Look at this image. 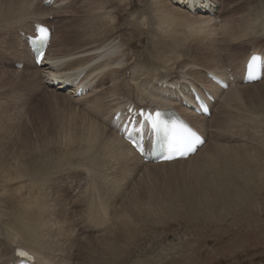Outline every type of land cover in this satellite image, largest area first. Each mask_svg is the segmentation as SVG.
<instances>
[{
  "label": "rangeland",
  "instance_id": "rangeland-1",
  "mask_svg": "<svg viewBox=\"0 0 264 264\" xmlns=\"http://www.w3.org/2000/svg\"><path fill=\"white\" fill-rule=\"evenodd\" d=\"M41 1L32 0L28 2H33V4L30 6L27 3L23 7L26 9L28 6L27 14H21L20 18H18L19 14H17V18L14 16L17 22L14 23L15 25H12L15 22L13 17L8 20V22L11 21V23L9 22L11 26H9L10 24L5 25V23L4 25H2L3 23L0 24V138L2 139L0 142V157L8 151H13L12 144L14 145L16 141H19L21 134L28 131L29 134H34L32 125L41 120L43 121L44 118L40 120L43 114L59 110L56 109V106L53 107L54 99L65 105L66 109L64 108V111L67 113L71 112L77 117L81 114L82 117L84 115L89 118L91 117L92 108H88V106H91L97 99V94L94 98L92 96L88 98V91L84 94L85 96L75 98L69 94V90L58 91L46 86L43 72L47 71L43 70L44 67L42 66L41 68L33 66L26 51V46L20 39V34L31 32L29 35H33V22L38 20L32 22L33 19H30L28 14L50 12V7L46 6L45 8V5H41ZM164 1H166V7L172 12H164L161 7H157L154 0H56L55 8H57V12L56 10H52L53 13L50 12L52 15L49 21H40L48 24V26L50 25L53 30L50 55H64L68 50H75L74 45L70 43L63 52H60L58 49L60 45L58 46L55 43L63 40L69 41L68 39L71 38L75 39V33L81 30L79 26L86 24L89 15L97 19L94 24L89 23L91 28L93 27L92 37L95 36L100 42L106 39L108 42L113 39L115 43L124 41V47L121 50L125 54L126 61L121 66L122 71L119 77V81L123 85L131 83V80L138 76L141 79H144L145 76L152 79L156 76L159 77L161 74L164 76L170 75V78L177 80L181 79L180 77L185 72L191 78H196V73L203 77V71L209 67H222L223 71H227L225 74L231 70L239 73L237 69L240 65V57L244 59L256 42L259 44L258 47L260 46L264 50V0H203L202 9L208 10L209 5L215 8V12L209 18L213 20V24H216L211 28L212 31L215 29V33L213 32L215 36L205 28L192 25L199 30L198 33L196 28L193 30L194 28L189 26L190 24H185L181 20V12L190 14V18H206L207 11H201L198 4L199 9H197V12L192 13L182 8V5L185 4L177 3L174 0ZM95 5L99 10L95 9ZM155 7H157V10ZM6 8L9 10L8 5ZM7 9L5 10L6 14L12 16L11 8L9 11ZM97 11L100 12L95 13ZM102 11L109 14L105 16ZM92 13L94 14L92 15ZM95 14L100 15L97 17ZM155 14H158L157 18H155ZM164 14L171 18L169 19L170 22H165L166 24L169 23L167 25L161 19ZM28 20L29 24L27 23ZM143 21L144 23H142ZM25 23L28 25L21 28ZM102 24L103 28L101 27ZM235 24L241 26L236 32L237 35L230 32L231 26ZM5 26L7 27L4 28ZM27 26L30 29L26 30ZM174 30H177V32H174ZM70 31L73 32L75 37ZM192 33L194 35L196 33V35L194 36ZM244 34L243 37L248 40L243 39L242 35ZM227 35L233 40L226 41ZM175 36H177V39ZM189 43L191 44L188 45ZM181 44H185L184 47ZM233 45L234 47H232ZM89 47L91 46H86V48ZM196 49L200 51L196 52ZM193 51L197 55H194ZM177 52L180 53L177 54ZM169 54L172 55L169 56ZM183 54L187 56L192 54L193 57L191 55L187 57ZM81 57L82 54H79L74 58L80 59ZM85 59L95 60L92 58ZM232 59L233 61H231ZM95 61L99 62L98 60ZM16 62L22 64V67L15 68L14 64ZM193 62L195 65H193ZM179 67H182L183 70L184 67L188 69L182 71ZM189 67L195 69L194 71L193 68L191 69L193 74L189 71ZM142 73L145 75H142ZM105 75H107L106 72H103L100 75L102 81L98 79L93 85L100 88V91H98L100 92L98 93L99 96L108 94L111 89L110 81L114 75L112 74L111 77H105ZM169 77L167 78L170 84L172 82H170ZM158 82L159 80H156L153 83L157 85ZM243 90L239 93L240 98L237 97L229 104L231 109L229 110L230 119L227 117L226 120H223V116H219L224 111L219 100V103H216L212 109L213 117L207 118V121L203 123L199 121L207 133V143L197 152L199 157L197 156V159L189 163L153 168L151 165L160 164L144 163L145 165H141L139 164L140 161H136V164H134L135 162L131 163V168L125 170V167H122L121 170L119 163L117 161H115L117 164L114 163L113 159L110 158L111 149L106 147L108 149L106 151V148H101V146L88 148L90 151L88 154L87 146L84 144V146L80 145V149L77 148V151H80V154H78L75 151V145L66 143L67 140H64L63 136L60 135L59 139L55 140V144L48 147L44 145L42 147L43 151L38 153L36 157L23 162L19 161L18 166L21 165V171L16 168L14 161L13 163L10 161L9 164L12 163L10 170L16 169L18 174L8 176V179H0V245L3 243L1 246L4 245L3 247L6 248L8 246L10 248L12 246L16 247L19 245V239L22 238L23 234L24 239H29L26 233L36 230L40 233L34 241L40 240L39 245H42L40 249L43 252L48 248V255H45L54 264H85L86 258L93 257L94 254H102L107 245L118 239V235L113 233L118 232V222L116 220L120 210L124 208V203L127 202L129 205L138 204L139 200L142 203V205L138 204L142 214L139 215L137 209L132 207V219L134 221L138 219L137 222L135 221L136 223L134 222L135 236H132L131 239L120 238L119 242L123 243H120V248L123 247L121 248L122 252L120 251L117 256L112 258L109 254L104 253L102 264H264V160L259 164H249V161L244 160L245 178L227 180L228 183L225 186L223 195L216 191L215 184H210L208 188L203 187L204 184L210 183L212 176L220 172L216 160L229 155L211 147V144L218 143L221 146H226V148L250 146L249 149H256L258 152L264 153V80L259 86L256 85ZM117 95L124 96V91L120 89L117 91ZM108 99L110 100V96ZM107 100L104 99L102 104H107ZM120 101H122V98ZM251 104L253 107H251ZM249 108L252 110H249ZM227 109H229V106H227ZM108 118L110 119L111 115H108ZM71 119L72 117L70 121ZM255 121H259L261 125ZM113 126L115 127L114 124ZM53 131L58 132L59 130L56 131L55 129ZM6 136L10 139V143L5 140ZM34 138L38 141L34 145L38 146L37 149H40L43 144L41 145L39 139H36L37 137L34 136ZM252 149L248 151L249 155L247 157L261 155L252 152ZM74 151L75 155L77 153L75 158L79 157L74 159L77 162L68 165L60 163V159ZM236 154L235 152V156ZM106 155L109 157L107 156L108 158L105 159ZM209 155L212 158L210 162L206 159ZM80 156L85 158H80ZM90 160L94 161V165ZM26 163H29V167L26 166ZM41 164L51 165L54 169H47L38 175ZM0 171L3 173L8 169L0 166ZM85 190L88 192H85ZM88 199L93 201H90L91 205ZM34 200L49 205V208L45 206L47 208L46 214L49 211L52 215L42 217L41 208L37 207L38 205ZM83 200L87 203H83ZM196 200L198 202L194 203ZM92 205L104 210L106 224L99 226L92 218L89 219L88 213ZM54 207L55 211H53ZM127 214L128 212L125 213V215ZM22 218L24 219L22 220ZM25 223L28 227L24 225ZM60 229H63V231ZM13 235H15V238H12ZM50 244L59 247V249L66 248V251L57 252L55 251L57 248L53 250L49 247ZM50 249L53 251H50ZM11 256L12 253L8 249L2 255L7 261Z\"/></svg>",
  "mask_w": 264,
  "mask_h": 264
},
{
  "label": "bare ground",
  "instance_id": "bare-ground-1",
  "mask_svg": "<svg viewBox=\"0 0 264 264\" xmlns=\"http://www.w3.org/2000/svg\"><path fill=\"white\" fill-rule=\"evenodd\" d=\"M32 0H0V24L4 25H8L11 23V21L8 22L9 19H11L10 17H13L15 16V18H17V14H19L18 18H20L21 14L25 15L27 14V10H28V6L26 9H24L23 7L28 3V2H31ZM45 0H42L41 2V5L43 6L45 3H44ZM96 1V0H95ZM176 1L177 3H182V4H185L184 3V0H174ZM38 2V1H37ZM87 2V1H86ZM90 2V1H89ZM154 2L157 3V7H161V9L164 11V12H172L170 11L169 8L166 7V1L164 0H154ZM190 3H193L192 0L189 1ZM84 3V2H83ZM30 6L33 4L32 3H28ZM88 4V2H87ZM99 4V3H98ZM107 4V3H106ZM8 5V8L10 10H12L11 15L9 14H6L5 10L7 9ZM40 5V6H41ZM108 5V4H107ZM147 5V4H146ZM192 6L190 7H193V4H191ZM198 5L200 6V10L201 11H207V15H206V18H203V19H197V18H190V14H184L181 12V20H183L186 23L190 24L189 26H192V25H198L199 27L201 28H205L207 30H209L208 32L210 33L211 31V34L214 32V30L212 31L211 28L212 26L216 25V24H213V20L209 19L210 18V15H212L215 11H214V7L209 5V9L208 10H205V9H202L203 8V4L202 3H198ZM19 6V7H17ZM56 6V2H54V4L50 7L51 10H49L50 12L53 13V11L56 10L57 12V8H55ZM73 6V5H72ZM104 6V5H103ZM102 6V7H103ZM87 7V6H86ZM96 7V5H95ZM157 7L156 10H157ZM37 8V7H36ZM43 8V7H42ZM45 8H46V5H45ZM44 8V9H45ZM88 8V7H87ZM107 8V7H106ZM38 9V8H37ZM78 9V8H77ZM90 9V8H89ZM95 9H98L97 7ZM104 9V8H103ZM114 9V8H113ZM149 9V8H148ZM161 9H159L161 11ZM8 10V9H7ZM8 10V11H9ZM53 10V11H52ZM79 10V9H78ZM99 10V9H98ZM112 10V9H111ZM155 10V9H154ZM7 11V13H8ZM91 11V10H89ZM93 11V10H92ZM91 11V12H92ZM107 11V10H106ZM186 11L189 12L188 8H186ZM46 13L43 12L41 14L39 13H30L28 14V16L30 15V19H33L32 22L34 20H38V21H34L33 22V26H32V30L34 31V25H45L47 26L46 23H43V22H40V21H46L50 19V16L52 15V13ZM64 12V10H63ZM90 12V13H91ZM100 11H97L95 13H98ZM149 12V10H148ZM197 12V9L195 8V11L193 13ZM4 13V14H3ZM25 13V14H24ZM86 13V12H85ZM102 13L106 16L108 15L109 13H105L102 11ZM163 13V12H162ZM180 13V12H179ZM64 14V13H63ZM94 13H92L93 15ZM159 14H161L159 12ZM169 14V13H168ZM241 14V13H240ZM55 15V14H54ZM72 15V14H71ZM97 16V14H95ZM100 14H98L99 16ZM156 15V14H155ZM155 15H153V17H155ZM158 15V14H157ZM157 15L155 18H157ZM174 15V14H173ZM172 15V16H173ZM87 16V15H86ZM97 16V17H98ZM169 16V15H168ZM152 17V18H153ZM160 17V15H159ZM171 17V16H170ZM14 18V19H15ZM53 18V17H52ZM13 19V20H14ZM151 19V18H150ZM161 19L162 21L165 22H170L169 19L171 18H168L167 17V14H164L161 16ZM179 19V18H178ZM26 20V19H25ZM88 21L85 22L86 24L84 26H79V28H81L80 32H76L75 33V36L76 38L75 39H68L69 41L67 40H63L62 42H56L55 44H57L59 46V51L60 52H63L67 46L71 43V45H74L75 47V50L74 51H67L64 55L63 54H57L55 56L53 55H50L51 54V44L53 43V34L51 36V40H50V46L48 48V52L45 54V58L44 60L42 61V67H44L43 70H46L47 72H43L44 73V78H45V83H46V86L47 85H51L53 86L52 83L56 82V89L59 91V90H69V94L71 96H73L74 94L77 93L78 89L82 88L84 91H88V98L89 96H92V98L95 97V95L97 94V99L96 101L91 105V106H88V108H92L91 109V117H86L83 115V117L81 116V114L77 117L76 115H73L71 112H66L64 111V108L66 109L65 105L63 103H61L60 101L57 102L56 99L53 100L54 104H53V107L56 106V109H59L55 112H51V113H45L43 114L41 117H40V120L41 118L43 119V121H39L38 123L32 125V132L34 134H29L28 132H26L25 134H21L20 138H19V141H16L15 144L13 145L12 144V150L13 151H8L7 153H5L2 157H0V166H3L5 168L8 169V171H4L3 173H1L0 171V179L1 178H6L8 179V176H16V174H18L16 172V169H13V170H10L11 169V164L13 163V161L15 162V165H16V168L21 171V165L18 166V162L20 161H26V160H29V159H32L34 157H36L38 155V153H41L43 150V146L45 145L46 147L50 146L51 144H55V140H58L59 139V135L64 139V140H67L66 143H69V144H74L75 145V148L77 151V148L80 149V145H83L86 144L87 146V149L88 150V154H89V149L91 148H94V147H98V146H101V148H108V149H111L110 151V158L111 160L113 159V162L116 163L115 161H117L120 165V168L122 170V167H125V170L126 169H129L131 168L132 164H136V161H140L141 165H145L142 163V161L138 158V156L130 149V147L122 140V138L118 135V130L113 126V123L111 122V119H107V116L108 115H112L118 111V109H120L121 107H124L126 105H134V107H143V108H151V109H157V108H161V109H168V108H174L176 109L186 120L187 122L193 127L195 128L199 133L202 134V136L205 138V143H207V133L206 131L203 129L202 127V123L203 122H206V118H203V117H196L192 114V112L185 108L182 104V101L184 100L185 102H189V97L187 96V90H188V87L187 85H192L194 86L195 88H198V89H204L205 91H208V92H211L212 95L214 96L215 98V103L211 106V109L214 108V105L216 103H219V100H220V104H221V108H223V112L219 115V116H223V120H226L227 117L230 119L229 115H230V103L232 101H234L235 99H237V97H239V93L240 91H244L243 89H249L250 87H254L256 85L259 86V84H261V82H263V79H261L260 82H257L255 84H251V85H246V86H243L242 84V70H243V66L245 64V62L247 61V59L249 58L250 54L252 52H262L264 53V50H262L261 48L262 47H258V42H256L254 44V47L251 49V51L249 52L248 51V54L244 57V59H241L240 57V65H238V69L236 67L237 70H239V73H237L236 71H228L229 73H226L227 71H223L221 68H214V67H209L207 68V70L203 71V77L200 76L199 73H196L197 77L196 78H191V77H188L187 74L185 72H183V75L180 77L181 79H174V78H170L169 76H164V75H161L159 77H153L152 79H150V77L148 78L147 76H145L144 79H141L139 76L132 79L131 80V83H128V84H122L120 81H119V77H120V73L122 71V64L125 63L126 59H125V54L123 53V50L122 47H124V41L121 43V42H117L115 43V40H112L108 42L107 39L105 41H102L100 42L99 39H97L95 36L92 37L93 35V27L91 28V25L89 23H92L94 24V22L97 20L96 18L92 17L91 15H89V18L87 19ZM143 20V19H142ZM158 20V19H157ZM160 20V19H159ZM158 20V21H159ZM173 20V19H172ZM215 20V19H214ZM15 22H13L12 25H15L17 22H16V19L14 20ZM24 21V20H23ZM161 21V22H162ZM178 21V20H177ZM180 21V20H179ZM178 21V22H179ZM246 21V20H245ZM29 22V20L27 21V23ZM181 22V21H180ZM15 23V24H14ZM23 23V22H22ZM27 23H25V25H23L22 27L19 25V27L23 28L24 26L28 25ZM71 23V22H70ZM144 23V21L142 22ZM177 23V22H176ZM182 23V22H181ZM21 24V23H20ZM162 24V23H160ZM166 24V23H165ZM169 24V23H167ZM166 24V25H167ZM171 24V23H170ZM11 26V24L9 25ZM55 26V25H54ZM57 26V25H56ZM170 26V25H169ZM7 26H5L4 28H6ZM15 27V26H14ZM18 27V26H17ZM74 27V26H73ZM78 27V26H77ZM103 28V24L101 26ZM181 27V26H180ZM193 27V26H192ZM11 28V27H10ZM29 27L27 26L25 29L27 30ZM173 28H176V27H173ZM191 28V27H190ZM195 30L196 27H193ZM241 28V26H238V25H234V26H231L230 28V32L232 34H236L237 35V31ZM2 29V28H1ZM9 29V28H8ZM30 29V28H29ZM160 29V28H158ZM165 29V28H164ZM217 29V27H216ZM220 29V28H219ZM226 29V28H224ZM261 29V28H260ZM173 30V29H172ZM171 30V31H172ZM192 30V31H193ZM196 30H198L196 28ZM204 30V29H203ZM202 30V31H203ZM1 31V30H0ZM4 31V30H3ZM17 31V30H16ZM23 31V30H22ZM66 31V30H65ZM64 31V32H65ZM190 32V30H188ZM201 31V32H202ZM205 31V30H204ZM12 32V31H10ZM9 32V33H10ZM72 34L73 32L70 31ZM125 32V31H124ZM168 32V31H167ZM174 32H177V30ZM172 32V33H174ZM207 32V31H206ZM207 32V33H208ZM8 33V32H7ZM58 33V32H57ZM63 33V32H62ZM67 33V32H66ZM183 33V32H182ZM198 33H199V30H198ZM205 33V32H204ZM203 33V34H204ZM215 33V32H214ZM213 33V36H215ZM217 33V31H216ZM162 34V33H160ZM168 34H170L168 32ZM167 34V35H168ZM206 34V33H205ZM234 34V35H235ZM246 34V33H245ZM242 35L243 36H245ZM3 35V34H2ZM70 35V34H69ZM177 35V34H176ZM180 35V34H178ZM182 35V34H181ZM192 35H194L192 33ZM196 35V33H195ZM194 35V36H195ZM199 35V34H198ZM197 35V37H199ZM208 36V34H206ZM206 35H204L206 37ZM1 36V35H0ZM71 36V35H70ZM74 34H73V37H75ZM162 36V35H161ZM187 37V35H185ZM211 36V35H210ZM219 36V35H218ZM89 37L91 38L89 40ZM174 37V36H173ZM184 37V36H182ZM189 37V36H188ZM216 37H217V34H216ZM241 37V36H240ZM247 37V36H246ZM250 37V36H249ZM257 37V36H256ZM256 37H255V40H256ZM68 37L66 36V39ZM161 38V37H160ZM164 38V37H162ZM166 38V37H165ZM175 38L177 39V36H175ZM179 38V36H178ZM212 38V37H211ZM259 38V37H258ZM64 39V38H63ZM116 39V38H115ZM181 39V38H180ZM189 40L191 38H188ZM193 39V38H192ZM196 39V38H195ZM207 39V38H206ZM216 39V38H215ZM235 39V38H234ZM243 39L245 40H248L246 38L243 37ZM250 39V38H249ZM99 40V41H97ZM183 40V39H181ZM180 40V41H181ZM201 40V39H200ZM199 40V41H200ZM205 40V39H204ZM214 40V39H213ZM226 41L229 40V41H232L231 40V37L229 35H227ZM242 40V38H241ZM73 41V42H71ZM119 41H122V40H119ZM127 41V40H126ZM170 41V40H169ZM177 41V40H176ZM179 41V40H178ZM187 41V40H186ZM202 41V40H201ZM253 41H254V38H253ZM15 42V41H14ZM167 42V41H166ZM101 43V44H100ZM127 43L129 44V42L127 41ZM126 43V44H127ZM192 43H193V40H192ZM199 43V42H198ZM230 43V42H229ZM125 44V45H126ZM173 43L171 42V45ZM183 44V43H182ZM181 44V45H182ZM186 44V43H185ZM184 44V45H185ZM191 43H189L188 45H190ZM195 44V43H194ZM202 44V43H201ZM16 45V44H15ZM91 46L89 48H86V46ZM169 45V44H168ZM184 45H182V47H184ZM250 45V44H249ZM127 46V45H126ZM173 46V45H172ZM177 46V45H175ZM194 47V45H192ZM191 46V47H192ZM198 46V44H197ZM253 46V45H252ZM71 47V46H70ZM80 47V48H79ZM171 47V46H170ZM190 47V46H189ZM203 47V46H202ZM234 47V45L232 46ZM172 48H175V47H172ZM171 48V50H172ZM204 48V47H203ZM209 48V47H208ZM215 48V47H214ZM237 48H239L237 46ZM236 48V49H237ZM28 49V48H27ZM58 49H57V52H58ZM63 49V50H61ZM176 49V48H175ZM195 49V48H194ZM200 49V48H199ZM56 50V49H55ZM169 50V51H171ZM186 50V49H185ZM193 50V49H192ZM197 50V49H196ZM205 50V49H204ZM17 51V50H16ZM25 51V50H24ZM153 51V50H152ZM151 51V52H152ZM162 51V50H161ZM174 51V50H173ZM180 51V50H179ZM200 50H197L196 52H198ZM216 51V50H215ZM2 52V51H1ZM28 52V56L29 58L31 59V55L29 53V51L27 50ZM70 52V53H69ZM77 52V53H76ZM168 52V51H167ZM166 52V53H167ZM172 52V51H171ZM176 52V51H175ZM185 52V51H184ZM207 52V50H206ZM7 53V52H6ZM14 53V52H12ZM23 53V52H22ZM69 53V54H68ZM180 53V52H177V54ZM186 53V52H185ZM194 55L196 54L194 51H193ZM79 54H82V57L79 59V58H74L76 55H79ZM176 54V53H174ZM199 54V53H198ZM206 54V53H205ZM204 54V55H205ZM168 55V54H167ZM172 55V54H169V56ZM183 55H186V54H183ZM192 56V54H189ZM189 55L187 57H189ZM197 55V54H196ZM200 55V54H199ZM133 56V55H132ZM135 56V55H134ZM176 56V55H175ZM124 57V58H122ZM181 57V56H180ZM186 57V58H187ZM193 57V56H192ZM191 57V58H192ZM197 57V56H196ZM199 57V56H198ZM236 57V56H235ZM234 57V58H235ZM15 58V57H14ZM85 58H92V59H95V60H98L99 62L95 61V60H87ZM206 58V57H205ZM243 58V57H242ZM188 59V58H187ZM190 59V58H189ZM193 59V58H192ZM196 59V58H195ZM239 59V58H238ZM20 60V59H19ZM32 60V59H31ZM155 60V59H154ZM169 60V59H168ZM167 60V61H168ZM172 60V59H171ZM173 60H175L173 58ZM194 60V59H193ZM242 60V62H241ZM170 61V60H169ZM183 61H186V60H183ZM199 61V60H198ZM233 61V59L231 60ZM238 61V60H237ZM8 62V61H7ZM182 62V61H181ZM218 62V61H217ZM236 62V61H235ZM233 62V63H235ZM17 63V62H16ZM29 63V62H28ZM173 63V62H172ZM192 63V62H191ZM14 64V63H13ZM128 64V63H126ZM132 64V63H131ZM195 64H196V60H195ZM194 62H193V65H195ZM198 64V63H197ZM206 64V63H205ZM219 64V63H218ZM232 64V62H231ZM236 64V63H235ZM153 65V64H152ZM172 65V64H171ZM174 65V64H173ZM228 65V64H227ZM10 66V65H9ZM137 66V65H136ZM187 66V65H186ZM211 66V65H210ZM218 66V65H216ZM232 66V65H231ZM235 66V65H234ZM41 68V67H40ZM169 68V67H168ZM172 68V67H171ZM176 68V67H175ZM185 69L187 67H184ZM193 68V67H192ZM191 68V69H192ZM195 68H200V67H195ZM228 68H230V66H228ZM134 69V68H133ZM140 69V68H139ZM152 69V68H151ZM157 69V68H155ZM179 69H182V67H179ZM188 69V68H187ZM190 69V67H189ZM191 69L189 71H191ZM235 69V70H236ZM136 70V69H135ZM195 69L193 68V71ZM134 71V70H133ZM144 71H146L144 69ZM178 71V70H177ZM180 71V70H179ZM181 71V73H182ZM188 71V70H187ZM189 71H188V74H189ZM200 71V70H199ZM202 71V70H201ZM103 72H106L107 75H105V77H111L112 74L114 75V77L111 79V89H110V92L106 95L102 94V95H98V91H100V88L98 86H93L95 84V82L99 79V81L101 80L102 81V77H100V75L103 73ZM147 72V71H146ZM207 72H215L217 73L219 76H221V78L227 82H229V87L227 90L223 91V90H219L217 87L213 86L209 80H207L206 78V73ZM33 73V72H32ZM149 73V72H148ZM192 73V71H191ZM144 73H142L143 75ZM147 74V73H146ZM173 74V73H172ZM180 74V72H179ZM193 74V73H192ZM195 74V73H194ZM135 75V73H134ZM145 75V74H144ZM152 76V75H151ZM170 78V82L172 83H168V78ZM174 77V75H173ZM123 78V77H122ZM198 78V79H197ZM230 78H232L230 80ZM240 78V79H239ZM239 79V80H238ZM124 80V79H123ZM156 80H159V82L157 83V85H155L153 82L156 81ZM67 84L68 87L66 89H63L64 88V85ZM50 86V88H52ZM261 86V85H260ZM122 90L124 91V96L122 95H117V91L119 90ZM250 91V90H249ZM253 91H255L253 89ZM67 92V91H66ZM245 94V93H243ZM254 95V94H253ZM110 96V100L108 99V97ZM243 96V95H242ZM250 96V95H249ZM255 96V95H254ZM251 97V96H250ZM250 97H248L250 99ZM258 97V96H257ZM87 98V99H88ZM107 100V104L103 103L102 102L104 101V99ZM122 98V101H120V99ZM186 98V99H185ZM240 98V97H239ZM238 98V99H239ZM247 98V97H246ZM258 99V98H257ZM256 99V101H257ZM247 100V99H246ZM251 100V99H250ZM241 102V100H239ZM254 101V100H253ZM239 102V103H240ZM249 102V101H248ZM237 103V102H236ZM235 103V105H236ZM217 106V105H216ZM215 106V107H216ZM227 106H229V109H227ZM250 107V106H249ZM251 107L252 104H251ZM236 108V107H235ZM246 108V107H245ZM247 109V108H246ZM245 110V109H243ZM249 110H252L249 108ZM213 112L211 113L210 115V118L213 117ZM71 115V116H70ZM216 115V114H215ZM244 115V114H243ZM251 116V115H250ZM72 117L71 121H70V118ZM86 117V119H85ZM216 117V116H215ZM238 117V116H237ZM209 118V119H210ZM250 118V117H249ZM238 119V118H237ZM236 119V120H237ZM242 120V119H241ZM257 120V119H256ZM201 121V122H199ZM254 122V121H253ZM256 123H260L259 121H255ZM220 124V123H219ZM225 124V123H223ZM256 125H259V124H256ZM261 125V123H260ZM259 125V126H260ZM221 126V125H220ZM229 128V127H228ZM253 128V127H252ZM58 131V132H55L53 130ZM24 133V132H23ZM260 134V133H259ZM35 137H37L36 139H39L40 143L42 146H40L41 148L40 149H37L38 146H35L34 144L38 141L35 140ZM48 137V138H47ZM51 137V138H50ZM47 138V140H46ZM260 138V137H259ZM262 138V137H261ZM45 139V140H44ZM8 143H10V139L6 136V139ZM44 140V141H43ZM63 140V141H64ZM2 141V139L0 138V142ZM62 141V142H63ZM259 141V140H257ZM260 141H262L260 139ZM204 143V145H205ZM58 144V143H56ZM69 144H66L68 146H70ZM211 144V143H210ZM232 144V143H231ZM38 145V144H37ZM73 145V146H74ZM203 145V146H204ZM240 145V144H239ZM248 145V144H247ZM251 145V144H250ZM65 146V145H64ZM202 146V147H203ZM231 146V145H230ZM201 147V148H202ZM211 147L215 148V149H218L219 151L223 152V153H226V154H229L228 156H225V157H222V158H219L216 160V162H218V166H219V173L212 176L211 177V180L209 181L210 183L209 184H204L203 187L204 188H208L210 186V184L214 185L215 184V189L217 192H219L221 195L224 194V189H225V186L227 185L229 179H235V180H239V179H244L245 178V170H244V160H247L249 161V164H259L261 161L264 160V153L263 152H258V150H254L252 148V152L254 153H257V154H261V155H257V156H252V157H247V155H249L248 151H251L249 149L250 146H234V147H230V148H226V146H221L220 144L218 143H215V144H211ZM15 148V149H13ZM89 148V149H88ZM106 148V151L108 150ZM197 149V151L195 152V154L201 149ZM254 148V147H253ZM47 149V148H46ZM83 149V147H82ZM239 149H242L241 151ZM84 150V149H83ZM102 150V149H101ZM75 151L73 153H69V154H66L62 159H60V163H62L63 165H68V164H71V163H75L77 162V160H74L76 159L75 156ZM82 151V150H81ZM85 151V150H84ZM78 152V151H77ZM80 152V151H79ZM78 152V154H80ZM95 152V151H94ZM235 152L237 153L236 156H235ZM244 152V154H243ZM251 152V153H252ZM96 153V152H95ZM94 153V154H95ZM98 153V152H97ZM102 153V152H101ZM106 153V152H105ZM46 154V153H45ZM91 154V153H90ZM92 154V155H94ZM107 154V153H106ZM194 154V155H195ZM50 155V154H49ZM100 155V154H99ZM102 155V154H101ZM100 155V156H101ZM105 155V154H104ZM109 155V153H108ZM106 155L105 159L108 158L109 156ZM189 156L186 160H177V161H174V162H171V163H160V165H151V167L153 168H162V167H170V166H174V165H178V164H181V163H189L195 159H197V156L199 155L198 153L194 156ZM47 156V155H46ZM45 156V157H46ZM85 156V155H84ZM89 156V155H87ZM98 156V155H97ZM108 156V157H107ZM194 156V157H193ZM86 157V156H85ZM85 157H81L80 158H85ZM103 157V156H102ZM101 157V158H102ZM199 157V156H198ZM79 158V157H78ZM99 158V156H98ZM100 158V159H101ZM109 158V159H110ZM95 159V157H94ZM97 159V158H96ZM207 161H211L212 158L211 156H207ZM82 160V159H81ZM86 160V159H84ZM12 161L11 164H9V162ZM52 161V160H51ZM96 161V160H95ZM110 161V160H109ZM82 162V161H80ZM90 162H92V164L94 165V161L93 160H90ZM104 162V161H103ZM108 162V160H107ZM111 163V162H110ZM132 163V164H131ZM20 164V163H19ZM24 164V163H23ZM27 164V163H26ZM25 164V165H26ZM29 164V163H28ZM28 164L26 166H28ZM61 164V166H62ZM106 164V163H105ZM113 164V163H112ZM117 164V163H116ZM149 164H154V163H149ZM57 165V164H56ZM76 165V164H75ZM87 165V164H86ZM104 166V165H103ZM106 166V165H105ZM118 166V165H116ZM137 166V165H136ZM29 167V166H28ZM81 167V166H80ZM83 167V166H82ZM92 167V166H91ZM94 167V166H93ZM148 167V166H146ZM150 167V166H149ZM15 168V167H14ZM24 168V166H23ZM54 167L51 166V165H46V164H41L40 165V171L38 172V175H40L43 171L47 170V169H51ZM90 168V166H89ZM111 168V167H110ZM96 169V168H95ZM117 169V168H116ZM119 169V168H118ZM137 169V168H136ZM144 169H146L144 167ZM124 170V168H123ZM138 170V169H137ZM18 171V172H19ZM20 173V172H19ZM134 173V172H133ZM93 174V173H92ZM30 175V174H29ZM127 175V174H125ZM43 177V176H41ZM40 177V178H41ZM12 178V177H10ZM35 178V177H33ZM43 180V179H42ZM98 180V179H97ZM23 182V181H22ZM99 182V181H98ZM129 183V182H128ZM38 184V183H37ZM36 184V185H37ZM98 184V183H97ZM40 185V184H39ZM38 185V186H39ZM47 185V184H46ZM234 185V184H232ZM38 186H36L38 188ZM52 187V186H50ZM34 188V187H33ZM39 189V188H38ZM90 189V188H89ZM35 190V189H34ZM88 190V188H87ZM53 191V190H52ZM102 191V190H101ZM100 191V192H101ZM85 192H88L85 190ZM3 193V192H1ZM36 193V192H35ZM84 193V192H83ZM103 193V192H102ZM44 194V193H43ZM41 194V195H43ZM82 194V193H81ZM94 195V194H92ZM33 196V195H32ZM43 196H46V195H43ZM49 196V195H48ZM114 196V195H113ZM81 197V195H80ZM50 198V197H48ZM74 199V198H73ZM87 200V199H85ZM85 200H83V203L85 202ZM89 202L92 201L91 199H88ZM35 203L38 205L37 207L41 208V215L42 217L43 216H48V215H52L51 212L48 211V213L46 214V211H47V208H49L48 206L49 205H44L43 202L41 203V201H38V200H34ZM52 201V200H51ZM55 201V200H54ZM58 201V200H57ZM81 201V200H80ZM79 201V202H80ZM95 201V199H94ZM77 202V200H76ZM93 202V201H92ZM198 200H196L194 203H197ZM87 203V202H85ZM78 204H81V203H78ZM138 204L139 205H142V203L138 200ZM137 203H133V204H127L124 203V208L120 210V213L117 217V220L116 222H118L117 226H118V232H115L113 234H116L118 235V239L115 240V241H112L111 244L107 245L106 248H105V251L102 252V254H94L93 257H89V258H86V261L85 264H102V261H103V254L107 253L112 257L114 256H117L118 253H120V251L122 252V249L123 247L120 248V243L122 242H119V239L120 238H123L125 237V239H131L132 236H135V232H134V222L138 221L137 220H133L132 219V207L134 209H137V213L139 215H141V208L139 207ZM74 205V204H73ZM72 205V206H73ZM87 205V204H86ZM90 205H91V202H90ZM47 206V208L45 207ZM35 207V206H34ZM70 207V206H69ZM77 207V206H76ZM86 207V206H85ZM89 207V206H87ZM91 207V206H90ZM4 208V207H3ZM82 209V208H81ZM89 209V208H87ZM8 210V209H7ZM55 207L53 208V211H55ZM65 210H66V207H65ZM17 212V211H16ZM127 215H125V213H127ZM33 213V212H32ZM56 213V212H55ZM7 214V213H6ZM104 210L102 208H99L94 205H92L91 209L89 210V219L92 218V220L94 222L97 223V225H103V224H106L105 223V220H104ZM35 216V214H34ZM40 216V215H39ZM125 216V217H124ZM22 217V215H21ZM44 217V218H45ZM39 218V217H38ZM64 218V217H63ZM76 218V216H75ZM24 218H22L23 220ZM40 219V218H39ZM48 219V218H47ZM37 220V219H36ZM42 220V219H41ZM46 220V219H45ZM49 220V219H48ZM62 220V219H61ZM91 220V219H90ZM12 221V220H11ZM18 221V220H17ZM38 221V220H37ZM51 221V220H50ZM16 222V221H15ZM22 222V221H21ZM72 222V221H71ZM135 222V223H136ZM23 223V222H22ZM44 223V222H43ZM24 225L27 226V224L25 223ZM29 225V224H28ZM43 225V224H41ZM44 226V225H43ZM28 227V226H27ZM64 227V226H63ZM58 228V227H57ZM29 230V229H28ZM45 230V229H44ZM51 230V229H49ZM48 230V231H49ZM63 231V229H60ZM16 232V231H15ZM54 232V231H53ZM80 232V231H79ZM83 232V231H82ZM13 233V232H12ZM40 232L36 231V230H33V231H30L29 233H26L27 236L29 237V239H24V234L22 236V238L19 239V245H17L16 247L15 246H12L10 248V246H8L7 248L6 247H3L0 245V264H12V263H15L16 262V258H15V250L16 249H23L25 251H28L30 252L31 254L34 255L35 257V260H36V264H54L52 261H50L46 255H48V251L47 249H45V252H43L39 245L40 243V240H35V237H37L39 235ZM51 233V232H50ZM16 234V233H15ZM52 234V233H51ZM50 234V235H51ZM83 234V233H82ZM42 235V234H41ZM66 235V234H65ZM10 236V235H9ZM43 236V235H42ZM70 236V235H69ZM17 237V236H16ZM128 237V238H126ZM12 238H15V235L12 236ZM18 238V237H17ZM38 238V237H37ZM69 239V237H67ZM72 238V237H70ZM8 239V238H7ZM73 239V238H72ZM76 239V238H74ZM125 239H122V240H125ZM31 241V242H30ZM45 241V240H44ZM53 241V240H52ZM1 242V241H0ZM3 242V241H2ZM16 242H18L16 240ZM42 242V241H41ZM54 242V241H53ZM74 242V241H73ZM77 242V241H76ZM7 243V242H6ZM15 243V242H14ZM68 243V242H67ZM66 244V243H65ZM71 244V243H70ZM123 244V243H122ZM8 245V244H7ZM16 245V244H15ZM63 245V244H62ZM127 246V245H126ZM46 247V246H45ZM50 248H53V250L55 248H57L55 251L57 252H64L66 251V248L63 249V248H60L59 247H56L55 245L53 244H50L49 245ZM7 249L12 253V256L11 258L7 261L6 259H4L2 257V255L7 252ZM44 249V248H43ZM124 249H126L124 247ZM52 249H50V251H53ZM70 250V249H68ZM125 251V250H124ZM46 254V255H45ZM66 254V253H65ZM7 256V255H6ZM9 256V255H8ZM8 258V257H7ZM55 259V258H54ZM71 259V258H69ZM104 264V263H103Z\"/></svg>",
  "mask_w": 264,
  "mask_h": 264
},
{
  "label": "snow or ice",
  "instance_id": "snow-or-ice-1",
  "mask_svg": "<svg viewBox=\"0 0 264 264\" xmlns=\"http://www.w3.org/2000/svg\"><path fill=\"white\" fill-rule=\"evenodd\" d=\"M202 2L203 0H193V6H196L198 3H202ZM38 31L41 34L38 43L42 45L44 40L47 37V30L44 28H39ZM37 55L38 56L40 55L39 50H37ZM161 115L162 114L160 112H156L155 118H153V116L151 115L147 116V119L151 122L152 127L154 129L162 125L163 122L160 119ZM191 143H192V140L190 139V137H185L183 140H177L175 129H173L172 135L167 141L168 155L165 158L169 160L173 159L175 158V153H179V155L183 157L185 151L192 150Z\"/></svg>",
  "mask_w": 264,
  "mask_h": 264
}]
</instances>
